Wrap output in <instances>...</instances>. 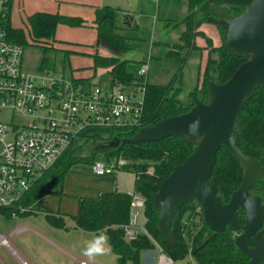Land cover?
Wrapping results in <instances>:
<instances>
[{
    "label": "trees",
    "instance_id": "16d2710c",
    "mask_svg": "<svg viewBox=\"0 0 264 264\" xmlns=\"http://www.w3.org/2000/svg\"><path fill=\"white\" fill-rule=\"evenodd\" d=\"M252 0H156L154 17L165 25L181 23L184 27L178 37L177 44L150 42L146 32L137 27L120 28L116 25V9L103 6L94 10L91 22L95 32V45L104 44L112 52L118 54L135 53L138 59L119 60L114 56H100L94 52L87 57L91 60V71H105L109 88L118 86H139L136 78L137 68L147 61L148 73L143 91L142 119L139 128L131 130L86 129L80 133L78 141L83 143L99 142L95 149L85 157L75 155V144L71 143L68 150L39 179L33 181L28 191L16 206L37 209L43 214L45 223L55 229L67 231L64 220L49 213L40 203V199L48 194L61 196L63 179L67 172L76 165H91L95 161L110 164L118 158L127 162L125 169L134 175L132 193L112 191L102 193L93 199L78 198L76 213L70 217L74 229L92 233L94 238L101 234L107 235L110 250L117 264H141L140 253L152 249L149 240L140 234L129 241L123 238L122 226L128 222L129 202L133 194L144 200L142 225L151 239L161 250L175 262L184 261L190 256L194 264H247L248 258L234 246V238L240 234L244 223V215L240 208L235 211L238 227L226 225L220 233L214 234L202 223L201 211L195 212L198 206L193 202L182 204L170 221V234L174 244L166 245L160 238L157 229L158 207L153 200L160 182L172 169L189 156L194 144L182 137H168L158 142H140L120 144L107 147L108 143L130 139L135 133L149 127L163 118L181 115L189 111L193 98L204 102L206 99L205 83H224L235 69L247 59L238 57L223 46L224 30L208 19H230L238 16L243 8ZM12 0H3V17L0 28L6 41L22 48L27 44L21 29L11 28L9 16ZM184 10L180 17V10ZM180 12V13H179ZM27 35L30 45L51 49L57 25L79 28L86 25L78 18H69L47 13H33L26 17ZM203 24L213 25L220 37L221 44L214 47L199 27ZM202 39L206 51L205 61L199 73V81L188 93V100L182 103L178 99L183 67L189 54L198 50L195 39ZM63 61L74 55L70 51H62ZM114 54V53H113ZM151 61L158 62L162 69L158 77L167 76L166 82L149 80ZM164 65V66H163ZM71 79V78H70ZM74 83L88 84V80L71 79ZM233 139L238 150L246 157L256 160L264 166V87L254 90L252 96L244 102L234 126ZM89 157V158H87ZM140 162V165H135ZM131 163V164H130ZM151 171L147 172L146 168ZM244 167L235 160L224 148L216 152L215 162L208 177L216 189V196L223 204L228 202L232 192L236 191L243 179ZM137 174V175H136ZM256 197L264 213V182L260 177L252 180L248 191ZM35 209V210H36ZM34 211V210H32ZM11 210L0 209V215L10 218ZM34 212V214L36 213ZM187 214V216H185ZM30 215L29 212L18 217ZM190 215V216H189ZM195 218V219H193ZM186 221L184 227L183 222ZM260 229L264 230V217Z\"/></svg>",
    "mask_w": 264,
    "mask_h": 264
},
{
    "label": "built area",
    "instance_id": "2783aa9c",
    "mask_svg": "<svg viewBox=\"0 0 264 264\" xmlns=\"http://www.w3.org/2000/svg\"><path fill=\"white\" fill-rule=\"evenodd\" d=\"M2 11L0 0V21ZM22 53L21 46L6 41L0 28V209L11 210V218L31 211L16 205L31 183L49 170L84 130L139 128L148 73L146 61L137 68V87L74 83L63 75L53 76L43 66L37 73L22 71ZM127 165L122 158L110 164L96 161L89 171L94 176H113ZM143 207V198L133 194L128 222L121 227L124 240L136 234L145 236L154 253L152 264H194L190 256L173 261L151 239L140 225ZM0 247L18 258L8 237L0 236ZM19 264L26 263L19 260Z\"/></svg>",
    "mask_w": 264,
    "mask_h": 264
},
{
    "label": "water",
    "instance_id": "95a60500",
    "mask_svg": "<svg viewBox=\"0 0 264 264\" xmlns=\"http://www.w3.org/2000/svg\"><path fill=\"white\" fill-rule=\"evenodd\" d=\"M115 1L125 12L123 0ZM208 22L224 30L223 46L228 51L247 60L224 83H205L206 103L193 98V105L186 113L163 118L139 129L130 139L109 142L107 147L118 143L158 142L168 137H182L193 143L191 154L172 169L153 195L161 240L169 246L174 244L170 221L184 203L195 202L199 206L203 225L214 234L222 232L228 224L239 228L235 211L240 208L244 223L234 238V246L248 258L247 264H264V230L260 229L264 213L258 199L248 193L255 177L264 182V166L244 156L233 139L240 108L255 89L264 87V0H252L234 18H209ZM220 147L244 167L242 182L225 204L208 181Z\"/></svg>",
    "mask_w": 264,
    "mask_h": 264
},
{
    "label": "rangeland",
    "instance_id": "374dc122",
    "mask_svg": "<svg viewBox=\"0 0 264 264\" xmlns=\"http://www.w3.org/2000/svg\"><path fill=\"white\" fill-rule=\"evenodd\" d=\"M9 24L11 28L21 29L26 37L27 44L23 47V53L21 57V69L27 73H37L41 66L45 67L53 76L57 77L63 75L64 78L70 79L86 73L91 67L90 59L85 56L88 53H93L94 49L86 47H77L75 45H69L68 43L79 44V45H94L95 34L91 28L90 20L92 17V6L99 0H12ZM156 0H146L148 8H144L139 5L138 11H143V18L141 21V29L146 32L147 39L150 42V36L155 43H166L174 44L177 42V38L180 34L179 29L175 28L177 23L165 25L163 22H154L150 19L147 20L148 12L153 11V3ZM130 5V0L129 4ZM137 8V7H135ZM33 13H47L52 15H59L69 18H78L87 21L88 24L79 28H69L62 25H57L55 29L54 38L55 41L50 44L51 49H43L30 45V40L27 35L26 17ZM93 20V19H92ZM162 25L168 29L165 31L162 29ZM211 31L214 32V26L210 25ZM199 41V39H197ZM204 43V42H203ZM61 50L70 51L74 55L63 61V53ZM200 50L193 51L189 54V57L182 70V78L180 83V93L178 99L185 103L188 100V93L200 83L199 73L202 67V63L205 56L200 54ZM114 53V57L123 59H138L137 54L129 52L124 54ZM164 66V65H163ZM165 70V67H161L158 62L151 61L149 69V80H156L160 83L166 82L167 76L162 77L160 80L161 72ZM96 74V75H95ZM94 74L95 80L103 85L106 82L105 72L97 70ZM158 76V77H157ZM89 81V80H88ZM94 83V82H93ZM201 102V101H200ZM207 102L206 99L202 103ZM100 145L99 142H95V145L91 142L83 143L81 140L77 141L75 147V155L78 157H85L92 152L95 147ZM89 158V157H87ZM96 162V161H95ZM131 164V163H130ZM140 162H136L135 165H140ZM81 169L82 173H85L89 169V165H76ZM126 174H117L115 178L116 184L119 181L123 186L131 188L133 175L130 173L131 169H125ZM147 172L151 171V168H146ZM263 181V180H262ZM118 188V187H117ZM123 188V187H122ZM48 198L44 199L43 202L50 209L53 208L54 204L50 201L53 200L52 196H59L58 194H48ZM45 196V197H47ZM93 199V198H88ZM41 203V201H40ZM195 203V202H193ZM196 204V203H195ZM36 209V208H35ZM32 209L30 215L6 218L0 215V236L8 237V243L10 248L18 254L27 264H117L115 256L111 250L106 251L103 255L95 257L94 261H89L87 257L83 255V250L87 246L89 241L94 240L93 235L88 233H72L70 230L69 234L58 233L59 240L55 238V234L50 232L47 228V224L44 221L42 213H37V209ZM200 209L199 206L194 207ZM34 212H36L34 214ZM187 216V214L185 215ZM190 216V215H189ZM195 219V218H193ZM20 224L26 225L27 228L13 232L16 227ZM142 225V220L140 222ZM48 232H46L45 230ZM154 261V253L152 251H144L140 253L141 264H152ZM0 264H18L11 255L10 251L0 247Z\"/></svg>",
    "mask_w": 264,
    "mask_h": 264
},
{
    "label": "crops",
    "instance_id": "0c3cea01",
    "mask_svg": "<svg viewBox=\"0 0 264 264\" xmlns=\"http://www.w3.org/2000/svg\"><path fill=\"white\" fill-rule=\"evenodd\" d=\"M155 2L156 1H154L153 3H155ZM12 3H13V1H12ZM123 3L126 7L125 12H122L120 10V8H119L120 5L115 0H99L98 2H96L95 6H92V8H91L92 9V17H93L90 20L91 28L93 29L91 22L93 21L92 19H94V10L101 8L103 6H109L113 9H116L115 21H116V25L118 27H120V28L137 27L138 29H141V26H140L141 21H139V20L141 18H143V11L142 10L145 7L148 8V6L146 4V0H130V5H128L129 0H123ZM138 4L141 5L142 7L144 5L143 9L140 11H138V8H139ZM135 7H137V8H135ZM154 8H155V5L153 6V11L148 12L146 17H147V20L150 19L151 21L158 22L156 20V18L154 17ZM180 12H179L180 17H183L182 14L184 13V10L181 9ZM85 23L88 24L87 21H85ZM162 26H163L162 29L165 31H168V30L172 31L175 28H177V29H179V31L181 33L184 29V27L181 23H179V24L177 23V26L174 29H168V28L164 27V25H162ZM210 28H211L210 24H203L199 27V30L206 37H208L211 40V43L214 47H217L221 44L219 34H218L215 27H214L215 34H213V31H211ZM94 34H95V32H94ZM197 39H199V41H197ZM150 40L152 42L155 41L151 38V36H150ZM54 41H55V43L58 42L55 40V38H54ZM160 43H162V42H160ZM177 43H178V38H177V42L174 44H177ZM68 44L69 45H75L77 47H86L89 49L93 48L94 49L93 53L97 52L100 56H114L112 50L104 44H99L96 47H94L95 44L94 45H79V44H73V43H68ZM195 46L197 48L201 49L200 54L206 57V51L202 50V48L204 46L202 39L196 38L195 39ZM61 51H65V50H61ZM195 51H198V50H195ZM90 54H92V53H88L87 55H90ZM87 55H85V56H87ZM204 61H205V59H204ZM204 61H203V63H204ZM90 62H91V60H90ZM203 63H202V65H203ZM88 70L89 71L87 72V74L81 73L80 75H78L76 77H73V78L70 77V78L71 79L89 80L88 84H91L93 82L99 84V82L94 79L95 78L94 74L96 73L97 70H102V69L95 70L94 74L91 71V67H89ZM102 71H104V70H102ZM106 84H107V81L103 85H106ZM80 170L81 169H79L78 166H73L67 172V174L65 175V177L63 179L61 196H52L53 200L50 201L51 204H54L53 208L50 209L43 202V200L48 198V196L40 199L42 206H44L49 213H51L54 216L60 217L64 220L65 227L67 228V231L55 229V228H52V227L47 225V228L50 230V232H53L52 234H55L54 236L58 240H59V236H60V235H58V233L69 234L68 229H71L70 231L72 233H88V232H83V231L74 229V224L70 220V217L74 216L76 213V203H77L78 198H95L102 193H108V192H112V191H117V192L126 193V194L132 193L134 175L131 171H130V173L133 175L132 185H131V188H128L127 186H123V184L120 181L118 184H116V182H115L116 175L120 174V173L126 174L127 173L126 170L119 171L116 174H114L113 176H100V177L92 175L90 173L89 169L86 170L85 173H82ZM37 213H40V212H37ZM23 228H27V226L20 224L18 227H16V229H14L13 232H18V230H21ZM45 231L48 232L47 230H45ZM88 234L93 235L92 233H88ZM16 255L18 256V258H15V257L14 258L18 264H19V260L24 261V259H22L18 254H16Z\"/></svg>",
    "mask_w": 264,
    "mask_h": 264
},
{
    "label": "clouds",
    "instance_id": "9594fccd",
    "mask_svg": "<svg viewBox=\"0 0 264 264\" xmlns=\"http://www.w3.org/2000/svg\"><path fill=\"white\" fill-rule=\"evenodd\" d=\"M108 239L107 235L101 234L94 240L89 241L83 250V255L87 257L89 261H94L96 256L103 255L106 251H110Z\"/></svg>",
    "mask_w": 264,
    "mask_h": 264
}]
</instances>
